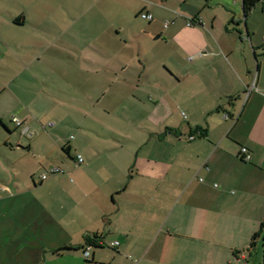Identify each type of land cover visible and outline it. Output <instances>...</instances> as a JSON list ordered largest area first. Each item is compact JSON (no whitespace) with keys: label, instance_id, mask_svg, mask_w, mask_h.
I'll use <instances>...</instances> for the list:
<instances>
[{"label":"crops","instance_id":"crops-1","mask_svg":"<svg viewBox=\"0 0 264 264\" xmlns=\"http://www.w3.org/2000/svg\"><path fill=\"white\" fill-rule=\"evenodd\" d=\"M138 2L139 29L0 11V264H258L262 3Z\"/></svg>","mask_w":264,"mask_h":264},{"label":"rangeland","instance_id":"rangeland-1","mask_svg":"<svg viewBox=\"0 0 264 264\" xmlns=\"http://www.w3.org/2000/svg\"><path fill=\"white\" fill-rule=\"evenodd\" d=\"M48 5H51L53 7L50 10V13L48 14L49 17L53 20L55 19L57 20L58 18L59 20H61L62 18L64 20H79L81 22L91 23L93 21L98 22V20L104 22L106 18L114 17V19L118 18L116 23H120L121 21H123L122 17L125 15V19H126L125 21L132 24L136 29H139L143 25L147 24L146 20L144 21L143 19L140 18V16L134 14V11L140 5V2H138V0H130L128 4L127 1L122 3H117L114 0H0V11L6 10L3 16L11 17L19 10H24L25 12L30 14L29 10L26 8L28 6L33 7L34 10L37 11V10H42V8ZM259 5L260 4L258 3L256 7H259ZM20 6H25V7H20ZM129 8H130V12L126 13L129 10ZM119 14L121 15L120 17L116 16ZM30 16L28 18L29 20H30ZM36 17H32V18L35 19ZM107 21H105L104 23H107ZM20 29L27 31L29 30L26 27ZM182 116L184 119L187 118V114L185 112L182 113ZM48 121L50 120L43 121V123L46 124ZM42 131L49 132L44 130ZM118 131L125 132L123 128L122 130H116V132ZM126 132H133V130H126ZM30 134L34 135V131L30 130ZM67 135H71L70 138L73 140L72 141L73 144H75L76 141L78 140L75 128L69 129ZM98 135H99L98 136L99 142L102 145L101 147L105 148L106 147L105 145L108 142V141L106 142L105 139L108 138V136L106 135L104 129L101 128V130H99ZM35 151L39 152L40 149H36ZM63 153L64 152L60 148H57V150H55L54 152L55 155L56 154L62 155ZM86 163H88V161H86L85 159V162L82 165H80L78 168H82L83 166H85ZM63 173L64 171L60 174ZM46 174H48V172ZM35 212L41 213V210L36 209ZM7 214H10V210L7 212ZM258 240H259V244H258L259 247L257 249H254L252 253L253 260L255 261V259L257 258L258 264H264V248L261 247V244L264 243V238L261 237L258 238ZM255 250L258 251V253H256ZM250 251L252 252V249H250ZM131 261L134 260H132L131 258L129 259V262Z\"/></svg>","mask_w":264,"mask_h":264},{"label":"built area","instance_id":"built-area-1","mask_svg":"<svg viewBox=\"0 0 264 264\" xmlns=\"http://www.w3.org/2000/svg\"><path fill=\"white\" fill-rule=\"evenodd\" d=\"M262 5H263V10H264V1L262 2ZM140 18L143 19V20H146V21H150L152 19L151 15L148 14V13H141L140 14ZM190 25V22L188 23ZM166 26V24L164 25V27ZM254 83V82H253ZM253 83H252V87H253ZM185 117V115H184ZM228 118V115L227 114H224L223 115V119H227ZM12 121L13 123L16 125V127H21V123L20 121L13 117L12 118ZM53 124H47V126H51ZM22 134H27V128H24L22 129ZM195 138L194 135H190L188 136V140H193ZM240 156H241V159L244 161V162H249L250 159H251V156L248 152V150L245 148V147H242L240 148ZM76 163L77 164H81L83 163V158L79 155L76 156ZM52 173H62V170H59L58 168L57 169H52L51 170ZM47 178V174L44 173V174H41L40 175V179L41 180H45ZM93 246V243H86L83 247V250H82V256L84 259H88L89 256H90V250ZM111 248H115L118 246V242H111L110 245H109Z\"/></svg>","mask_w":264,"mask_h":264},{"label":"trees","instance_id":"trees-1","mask_svg":"<svg viewBox=\"0 0 264 264\" xmlns=\"http://www.w3.org/2000/svg\"><path fill=\"white\" fill-rule=\"evenodd\" d=\"M241 1H242L243 16L246 17L258 3H262L264 0H241ZM262 11L264 12V10ZM63 151L67 152V150L65 149H63ZM259 233L260 232L255 233L253 237L251 238V242L249 245L250 247L254 246V240L259 237ZM95 240H96L95 237H92V239H88L86 243L94 244ZM83 247H82V250H83Z\"/></svg>","mask_w":264,"mask_h":264}]
</instances>
